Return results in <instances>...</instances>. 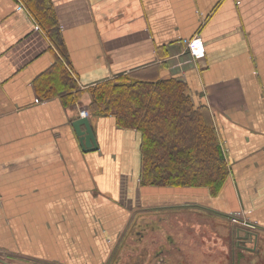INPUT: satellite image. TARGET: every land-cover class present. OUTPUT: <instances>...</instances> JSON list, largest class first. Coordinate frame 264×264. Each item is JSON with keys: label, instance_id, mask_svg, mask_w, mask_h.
<instances>
[{"label": "crops", "instance_id": "crops-1", "mask_svg": "<svg viewBox=\"0 0 264 264\" xmlns=\"http://www.w3.org/2000/svg\"><path fill=\"white\" fill-rule=\"evenodd\" d=\"M47 3L64 52L24 0H0V262L107 264L140 215L180 207L264 230V0ZM128 74L183 79L208 105L230 168L218 195L143 186L140 133L113 115L90 116L85 151L73 122L89 89Z\"/></svg>", "mask_w": 264, "mask_h": 264}, {"label": "trees", "instance_id": "trees-1", "mask_svg": "<svg viewBox=\"0 0 264 264\" xmlns=\"http://www.w3.org/2000/svg\"><path fill=\"white\" fill-rule=\"evenodd\" d=\"M24 2L48 30L59 51L64 52L55 13L47 0ZM71 80L70 95L74 102L75 95L80 96L82 90ZM43 82L40 78L37 85L40 93ZM89 92L91 115H113L118 127L140 133L143 186L204 187L214 196L223 189L230 168L213 116L208 105L193 101L187 82L178 78L151 82L128 74L98 83Z\"/></svg>", "mask_w": 264, "mask_h": 264}, {"label": "flooded vegetation", "instance_id": "flooded-vegetation-1", "mask_svg": "<svg viewBox=\"0 0 264 264\" xmlns=\"http://www.w3.org/2000/svg\"><path fill=\"white\" fill-rule=\"evenodd\" d=\"M190 209L187 207H180L179 209L175 210H180L185 215H188L192 212L190 211ZM172 212L173 211H171L170 213ZM197 214H199L198 216H202V214L206 216L208 215L215 219V217H213L214 213L212 212L206 211ZM150 221L148 223H140L139 219H137L136 224L133 225L128 232V238H133L134 240H138L141 243L147 241V239H149L150 237L149 232L152 233V230H154V232H158L157 234H153L155 235V238L157 240L158 238L163 239V235H166V240L167 237H170L169 235L170 233H172L171 231H180V233L178 234L179 237H177V240L175 241L168 242L165 240H160V242L156 243L155 245L147 244L152 247V250L150 252L148 251L146 255H148L149 257H151L152 255L154 257V264H211L215 260L219 264H221V261H228L232 264L231 240L230 242L227 241L226 245L223 239L218 238L217 235H215L216 231L212 226H210V224L201 227L200 225H198L199 227L196 228L197 225L191 224L192 222L187 221L190 225L186 227L184 225L185 221L181 220L178 222H172L171 218L166 213H162L161 217H157L153 220L150 219ZM168 224H172V226L169 227ZM201 233H203L204 236L201 235ZM237 241V244H235V246L241 245L242 240L237 239ZM197 245L201 246V252L204 251V254H202L204 261L203 263L202 261L198 260L197 258L199 257L195 255L196 249H199ZM154 246L157 247L154 249ZM254 255H256V253H254ZM119 258L120 256L112 258L110 260V264H118ZM245 259L246 257L244 256V254L238 255L237 260L239 262L245 261Z\"/></svg>", "mask_w": 264, "mask_h": 264}, {"label": "rangeland", "instance_id": "rangeland-1", "mask_svg": "<svg viewBox=\"0 0 264 264\" xmlns=\"http://www.w3.org/2000/svg\"><path fill=\"white\" fill-rule=\"evenodd\" d=\"M192 211L190 214L185 215L182 211L180 210H173L172 213H166L168 214V216L171 218V221L174 222H178V221H185V226L188 227L190 224L188 222H192L191 224H195L197 225L196 228H198L200 225L201 226H205L207 224H210V226H212L214 228V230L216 231V234L218 238L223 239V241L226 243L227 245V241L230 242L229 239V235L230 238L233 237V232L234 230H238V229H244V230H252L256 233H258L260 235V237H262V241L260 242L259 246H258V250L256 249L255 251L257 252H251L252 254L248 253V251L243 250L242 248H238V246L235 244L237 239L233 237V240H231L232 243V264H264V230H260L257 227H255L254 225H249L246 223H241V222H233L232 220L229 219H224L221 218L219 219V221L215 218H212L210 216H206L203 215L202 216H198L199 214L195 213V210H190ZM181 214V215H180ZM149 215V214H148ZM162 213L161 212H154L153 215L151 214V216L148 217H144V215H140V223L142 222H149L150 219L152 218H157V217H161ZM180 215V216H179ZM180 217V219H179ZM188 221V222H187ZM152 222V221H150ZM169 227L172 226V224H168ZM153 232H149V239H147V241L144 242H139L138 240H134L133 238H128V233L124 236L123 241L121 242V245L119 247V249L116 251V253L114 254L115 258L116 256H120L119 258V262L118 264H154L155 260L154 257L151 255V257H149L148 255H146L148 253V251L150 252L152 250V247L150 245H155L156 243H159L160 240H165L166 235H163V239L158 238V240L155 238V235L153 234H157L158 232H154V230H152ZM214 231V232H215ZM172 233H170V237H167L165 241L168 242H172L177 240L178 234L180 233L179 230H177L176 232L171 231ZM232 233V236H231ZM201 235H203V233H201ZM204 236V235H203ZM204 238V237H203ZM202 238V240H203ZM238 242V241H237ZM243 243V242H241ZM150 244V245H147ZM244 246H249L251 248H253L252 242L251 244L247 245V243H243ZM159 246V245H157ZM154 246V249L157 247ZM197 247L200 249H196L195 251V255L199 258H197L198 260L203 261V256L202 254H204V251L201 252V246L197 245ZM237 247V248H236ZM253 253H257L256 255H254ZM239 254H244V256L246 257L245 261L239 262L237 260L238 255ZM153 257V258H152ZM7 261V263H1L0 264H41V263H35L34 261L28 260V259H24V258H5ZM228 261H221V264H228ZM108 264H110V260L108 261ZM204 264V263H203ZM211 264H219L216 260L213 261ZM231 264V262L229 263Z\"/></svg>", "mask_w": 264, "mask_h": 264}, {"label": "water", "instance_id": "water-1", "mask_svg": "<svg viewBox=\"0 0 264 264\" xmlns=\"http://www.w3.org/2000/svg\"><path fill=\"white\" fill-rule=\"evenodd\" d=\"M73 127L75 128V131L77 135L79 136L80 141L85 151H94L98 149L99 146H98L95 131L93 129V126L91 125L90 117L79 118L78 120L73 122ZM231 236H232V233H231ZM233 237L234 239L236 238V239L242 240V242L247 243V245L251 244L252 242L253 248L249 246H244L243 243H241V245L238 246V248H242V251L245 250V251H248L249 253L257 252L255 250L256 249L258 250V246L260 242L262 241V237H260L258 233L252 230H244V229L234 230ZM233 237L230 238V235H229L230 240H233Z\"/></svg>", "mask_w": 264, "mask_h": 264}, {"label": "built area", "instance_id": "built-area-1", "mask_svg": "<svg viewBox=\"0 0 264 264\" xmlns=\"http://www.w3.org/2000/svg\"><path fill=\"white\" fill-rule=\"evenodd\" d=\"M198 53L200 55H202L203 52H202L201 49H199ZM81 114H82L83 117H90L91 116V113H90V111L88 109L82 110ZM223 150H224V148H223ZM225 153H226V151L224 150V154ZM230 219L233 222H241V223H246V224L251 225V222L246 218V216H245V214L243 212H234V213H232L230 215ZM252 225H255V223L252 224Z\"/></svg>", "mask_w": 264, "mask_h": 264}]
</instances>
